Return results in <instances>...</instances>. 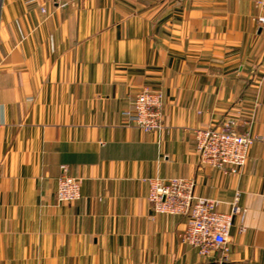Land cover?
<instances>
[{"label": "crops", "instance_id": "1", "mask_svg": "<svg viewBox=\"0 0 264 264\" xmlns=\"http://www.w3.org/2000/svg\"><path fill=\"white\" fill-rule=\"evenodd\" d=\"M256 1L0 0V264H264ZM145 89L165 96L159 132L124 114ZM230 120L260 137L245 165L200 164L194 129ZM63 172L83 180L71 203L56 200ZM155 176L240 207L226 261L180 240L186 216L155 212Z\"/></svg>", "mask_w": 264, "mask_h": 264}, {"label": "built area", "instance_id": "2", "mask_svg": "<svg viewBox=\"0 0 264 264\" xmlns=\"http://www.w3.org/2000/svg\"><path fill=\"white\" fill-rule=\"evenodd\" d=\"M77 0H55L57 5H74ZM44 6V5H43ZM256 22L264 27V0L255 3ZM43 12L46 8L41 7ZM165 96L161 90L145 89L139 92L132 106L124 111L130 122L147 133L159 132L164 128ZM196 153L200 164L216 169L237 172L246 163L251 145L260 137L249 132L240 133L230 120L221 127H202L193 131ZM149 184L148 200L156 213L187 217L180 240L205 257L221 255V262L228 259L230 229L240 207L233 206L229 213L218 209L219 201L196 194V181L186 177L159 176L146 179ZM82 178L63 172L58 178L56 200L71 203L81 197ZM243 231L244 228L240 227Z\"/></svg>", "mask_w": 264, "mask_h": 264}]
</instances>
